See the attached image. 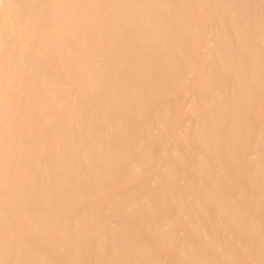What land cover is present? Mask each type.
<instances>
[{"label": "bare ground", "instance_id": "6f19581e", "mask_svg": "<svg viewBox=\"0 0 264 264\" xmlns=\"http://www.w3.org/2000/svg\"><path fill=\"white\" fill-rule=\"evenodd\" d=\"M2 4L0 261L261 264L264 0Z\"/></svg>", "mask_w": 264, "mask_h": 264}, {"label": "snow or ice", "instance_id": "6c2138e0", "mask_svg": "<svg viewBox=\"0 0 264 264\" xmlns=\"http://www.w3.org/2000/svg\"><path fill=\"white\" fill-rule=\"evenodd\" d=\"M0 7H3V4H2V0H0ZM9 8H14V7H19L18 5H9L8 6ZM11 88H12V82L9 80L6 85H5V89H6V93L11 91ZM5 120H7V116L5 117ZM0 264H9V262H6V261H0ZM261 264H264V260L261 261Z\"/></svg>", "mask_w": 264, "mask_h": 264}]
</instances>
